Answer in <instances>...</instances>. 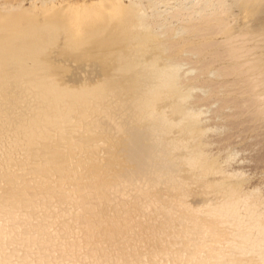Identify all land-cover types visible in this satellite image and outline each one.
Returning a JSON list of instances; mask_svg holds the SVG:
<instances>
[{"label":"bare ground","instance_id":"6f19581e","mask_svg":"<svg viewBox=\"0 0 264 264\" xmlns=\"http://www.w3.org/2000/svg\"><path fill=\"white\" fill-rule=\"evenodd\" d=\"M255 1L33 0L0 25V264H264Z\"/></svg>","mask_w":264,"mask_h":264},{"label":"rangeland","instance_id":"374dc122","mask_svg":"<svg viewBox=\"0 0 264 264\" xmlns=\"http://www.w3.org/2000/svg\"><path fill=\"white\" fill-rule=\"evenodd\" d=\"M90 1H93V0H54V2H58V3L61 2L63 5H69V6H73V7L81 6L82 4L90 2ZM32 2H33V0H0V25L1 24L4 25V24L9 23L11 18L14 17L15 15L18 16V17L21 15L20 16L21 19L18 18L19 20H24V19L25 20H30L31 18H33V13L32 12L34 11V8H33L34 6L32 5ZM17 4L21 5L22 11L26 12L27 15L25 14L23 16L21 14L22 12H19V13L16 12V14L14 12V15L9 17L8 15H12V13L8 14V11H5V10L2 9V5H3L4 8H9L12 5L18 6ZM252 5H254V6H252ZM242 6L243 7H240V6H238L237 8L235 7L236 10H238V12H236L238 14V15L236 14V21L238 20V24H241L243 22H250L251 24H254V25L255 24H263L264 25V0H256L254 2V4H253V2H250V3H248L247 6H244L243 3H242ZM238 8L240 9V11H239ZM240 13H242V14H240ZM16 19H17V17H16ZM236 21L234 22V25H235ZM249 152H247V153L250 155L251 152L250 153ZM247 153L244 152L243 154H247ZM238 157H241V155H239ZM245 164H248V166L250 165L249 167L245 166V169L247 167V169H246V170H248L247 171L248 172L247 175H250L251 178L253 177L251 182L254 181L253 183H257L259 181V182H262L263 185H264V178H263L264 177V175H263L264 171H262V169L264 170V168L261 169V167L258 166L257 168H259V167L260 168L256 169L255 168L256 165L253 166L254 164H253L252 161H250V163L246 162ZM252 167H253V169H252ZM255 169L257 171H255ZM261 173H262L263 176H260ZM255 174H257L258 176L257 175H256L257 177L254 176ZM256 178H257L258 181H256ZM257 184H259V183H257Z\"/></svg>","mask_w":264,"mask_h":264}]
</instances>
